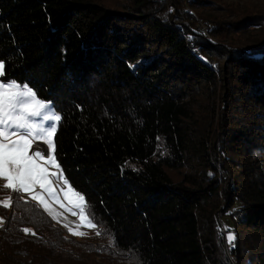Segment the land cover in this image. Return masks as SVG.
<instances>
[{
	"label": "trees",
	"instance_id": "obj_1",
	"mask_svg": "<svg viewBox=\"0 0 264 264\" xmlns=\"http://www.w3.org/2000/svg\"><path fill=\"white\" fill-rule=\"evenodd\" d=\"M201 2L0 0V78L27 83L61 116L53 154L97 237L67 243L37 204L2 187L12 200L1 263L43 264L44 247L70 258L88 244L141 264H264V37L222 43L264 31V6L233 21L198 16L205 34L189 21Z\"/></svg>",
	"mask_w": 264,
	"mask_h": 264
},
{
	"label": "snow or ice",
	"instance_id": "obj_2",
	"mask_svg": "<svg viewBox=\"0 0 264 264\" xmlns=\"http://www.w3.org/2000/svg\"><path fill=\"white\" fill-rule=\"evenodd\" d=\"M4 68L5 64L0 60V77L5 75ZM52 108L54 105L37 99L36 93L27 83L21 85L15 80L0 82V179L5 181L3 189L18 194H30L31 199L56 220L58 214L48 200L41 192L35 191L39 188L47 193V197L57 199L50 177H55L59 183L61 176L58 173H50L48 166L60 167L52 155V148L55 122L60 121L61 116L52 111ZM35 117L40 120L32 119ZM37 139L42 143H37ZM69 183V180L63 179L65 186ZM64 199L80 209L79 218L83 225L95 226V216L90 213V208L84 203L85 197L79 191L68 187V191L64 192ZM3 207H9L8 201L3 202ZM61 207H65L62 202ZM23 231L29 233L31 230L25 228ZM68 231L73 235H83L72 228ZM234 239V236L228 237L230 242ZM112 242L115 244L114 237Z\"/></svg>",
	"mask_w": 264,
	"mask_h": 264
},
{
	"label": "rangeland",
	"instance_id": "obj_3",
	"mask_svg": "<svg viewBox=\"0 0 264 264\" xmlns=\"http://www.w3.org/2000/svg\"><path fill=\"white\" fill-rule=\"evenodd\" d=\"M104 4L105 7L115 10H126V7L131 3V0H99ZM203 1L202 5L200 4L199 7H189L188 9L191 10L193 14V18L191 17L189 21H200L198 16L201 18V16L210 17V16H217L221 18L222 20L227 21H233L236 18L239 19L243 14L242 13H250L252 11H258L264 6V0H200ZM187 6V5H186ZM201 29L205 34L208 33L210 29V24H207L204 21H200ZM225 28H230L228 26H225ZM224 28V29H225ZM228 36L225 39H222V43L225 45L234 44V45H253L254 43H257L258 40L261 37H264V31L260 27H253V28H247L244 31L241 32H235L231 31L227 33ZM0 82H3L0 78ZM22 90V89H21ZM39 99V98H37ZM40 100V99H39ZM42 102L49 103V101L41 100ZM54 111V109H51ZM55 112V111H54ZM57 114V113H56ZM36 121H39V117L32 118ZM58 122V121H57ZM57 122L56 125H57ZM47 124L48 122H44ZM57 128V126H56ZM37 143H42L39 139H37ZM53 147H54V140H53ZM31 152V150H30ZM52 155L55 158L53 154V148H52ZM48 170L50 173H58L61 176V180L59 183L56 182L55 177H50V179L53 181V191L56 193L57 199H52L47 197V193L42 192L41 189L36 188V192H41L42 195L48 200L50 206L54 209V211L58 214L57 219L53 220L43 209L42 206H40L36 201H33L31 199V195L28 193H21L17 195V198L21 199H28L34 204H37L48 216V218L51 220V223L54 224L59 232L62 234L64 241H76L79 244H83L84 241H90L95 238L97 240V237L94 235V227H88L82 224L80 218H79V208H75L72 205L68 203L67 200L64 199V192L68 191V187L70 185L65 186L63 184V177L60 172V168H53L51 165L48 166ZM184 171V170H182ZM170 176L174 179L180 178V171L177 172H170ZM5 181L0 179V188L3 187V184ZM12 200L11 195L7 192L4 195H0V221L3 222V216L1 214H5L4 211H1V209H4L3 202L8 201L9 207H10V201ZM61 202L65 205V207H61ZM222 202V200H221ZM224 203V202H223ZM8 207V208H9ZM222 207V206H221ZM221 207L219 211L221 212ZM7 208V210H8ZM218 219L219 213L217 215ZM35 222V221H34ZM221 231L223 234L226 233L225 231V225L221 221ZM2 223H0V226ZM67 225V227L65 226ZM69 228H72L73 231L78 233H83V235H73L68 231ZM55 239L56 236H54ZM71 243V242H67ZM102 244V242L96 241V245ZM77 246L76 250L74 249V246L71 247V249L76 252L74 253L73 257L70 258L68 256H65V254L58 253L56 251H50L47 248H43L44 251L50 253L48 255H45V263L43 264H141L138 259L134 257H129L128 255H120L116 254L113 250L110 252H104L99 253L95 251V249L87 248L88 244H85V246ZM96 245H94V248H96ZM66 246V244H65ZM228 247V246H226ZM37 251V250H35ZM39 251V250H38ZM32 254L26 256H19L16 254H9L6 253V256L11 257L15 263H22L30 258ZM48 259V261H47ZM41 262V261H39ZM1 263V262H0ZM3 264V263H1ZM35 264V263H33Z\"/></svg>",
	"mask_w": 264,
	"mask_h": 264
}]
</instances>
